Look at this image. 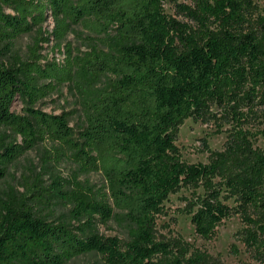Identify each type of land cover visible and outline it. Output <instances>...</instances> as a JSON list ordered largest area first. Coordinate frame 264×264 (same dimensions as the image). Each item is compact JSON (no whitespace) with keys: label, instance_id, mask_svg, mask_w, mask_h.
I'll return each mask as SVG.
<instances>
[{"label":"trees","instance_id":"1","mask_svg":"<svg viewBox=\"0 0 264 264\" xmlns=\"http://www.w3.org/2000/svg\"><path fill=\"white\" fill-rule=\"evenodd\" d=\"M164 3L0 0V180L40 143L51 146L47 159L105 179L95 190L77 177L44 186L41 174H25L27 196L10 190L0 198V264H68L86 254L101 264H214L180 237L157 235L165 201L183 188L193 190L182 213L198 236L211 239L237 215L247 251L264 264V149L244 129L264 104V17L254 19L253 0H176L182 22ZM73 25L87 33V50L68 47L62 62L45 60L40 42L63 41ZM32 32L27 58L8 62L16 40ZM65 84L82 110L78 136L66 114L36 108ZM18 96L28 104L23 113L12 109ZM209 117L230 127L224 148L207 147L208 162L188 163L176 144L179 128ZM58 204L66 220L35 210ZM114 219L125 224L126 241L96 231Z\"/></svg>","mask_w":264,"mask_h":264},{"label":"rangeland","instance_id":"2","mask_svg":"<svg viewBox=\"0 0 264 264\" xmlns=\"http://www.w3.org/2000/svg\"><path fill=\"white\" fill-rule=\"evenodd\" d=\"M182 3L185 0H177ZM176 0H165L164 10L166 14L177 18L179 21L188 22L183 15L177 13L175 7ZM256 10L253 15L264 17V0H253ZM256 22H252L249 29H253ZM54 27V22L49 19L44 23L45 36H49ZM83 32L80 25H73L71 31L61 42L55 40L53 36L48 41H41V53L47 61L65 60L66 49L87 50L83 45ZM36 32L20 36L8 56V62H12L15 57L26 59L29 51L28 47L33 44ZM28 104L21 97H17L13 104V111L23 113V109ZM36 108L48 114H66L69 118L70 127L74 134L78 136L82 130L83 117L79 100L69 85L59 86L57 90L36 105ZM246 107L244 111H246ZM252 117L244 129L250 133V139L254 147L264 149V104H257L254 108ZM229 125L224 124L219 118H203L201 120L187 119L179 128L176 144L180 149L183 160L188 163H206L209 159L207 147L212 151H220L224 148L228 137ZM0 127V134L4 133ZM10 132L7 131V134ZM20 141V139H19ZM48 150L51 146L48 143H40L34 149L29 150L8 170V175L0 180V198H5L10 190L14 196L21 200L27 196L23 176L27 173L41 174L44 186H49L53 179L61 177L65 181H73L75 177L83 183H87L95 190L103 187L105 179L102 173H80L78 167L71 161L62 160L55 162L54 158L47 159ZM35 176H30L29 181H34ZM202 193L201 189L196 191ZM193 190L186 188L177 193H173L164 203V213L157 218V235L160 239H171L180 237L188 243L192 250H199L209 256L214 264H263L254 260L247 251L240 232L244 228L241 219L235 215L223 220L216 228L215 234L211 239H204L198 236L191 223V216L182 213L185 206L184 197H191ZM30 204V201H27ZM38 214L46 216L50 221H63L68 218V209L63 204H58L49 209L36 206ZM119 211L115 209V213ZM96 231L105 236H118L126 241L128 234L124 223L117 219L111 220L106 224L97 223ZM68 264H101V258L97 254L81 255L72 259Z\"/></svg>","mask_w":264,"mask_h":264}]
</instances>
